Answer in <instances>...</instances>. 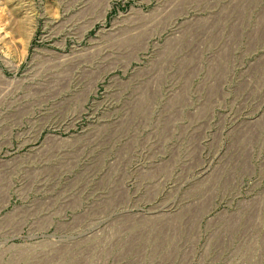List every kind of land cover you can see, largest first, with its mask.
<instances>
[{
  "label": "rangeland",
  "instance_id": "374dc122",
  "mask_svg": "<svg viewBox=\"0 0 264 264\" xmlns=\"http://www.w3.org/2000/svg\"><path fill=\"white\" fill-rule=\"evenodd\" d=\"M0 264H264V0H0Z\"/></svg>",
  "mask_w": 264,
  "mask_h": 264
}]
</instances>
